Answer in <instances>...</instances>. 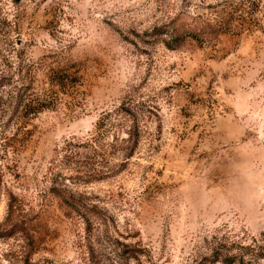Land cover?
Instances as JSON below:
<instances>
[{"label": "rangeland", "instance_id": "374dc122", "mask_svg": "<svg viewBox=\"0 0 264 264\" xmlns=\"http://www.w3.org/2000/svg\"><path fill=\"white\" fill-rule=\"evenodd\" d=\"M241 263L264 0H0V264Z\"/></svg>", "mask_w": 264, "mask_h": 264}, {"label": "trees", "instance_id": "16d2710c", "mask_svg": "<svg viewBox=\"0 0 264 264\" xmlns=\"http://www.w3.org/2000/svg\"><path fill=\"white\" fill-rule=\"evenodd\" d=\"M63 81H62V79L61 78H59L58 80H57V83H56V85L57 86H59V85H62L63 83H62ZM9 209L11 210L12 209V207L11 206H9ZM235 261V260H234ZM241 264H243V263H241ZM246 264H248V263H246Z\"/></svg>", "mask_w": 264, "mask_h": 264}]
</instances>
